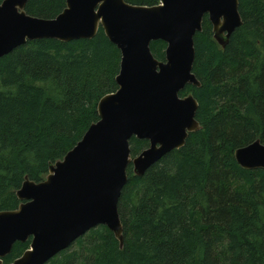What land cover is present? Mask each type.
Wrapping results in <instances>:
<instances>
[{"label":"trees","instance_id":"trees-1","mask_svg":"<svg viewBox=\"0 0 264 264\" xmlns=\"http://www.w3.org/2000/svg\"><path fill=\"white\" fill-rule=\"evenodd\" d=\"M4 0H0V4ZM155 6L159 0H125ZM66 0H29L26 13L55 19ZM242 26L221 47L205 16L194 37L188 85L200 130L136 176L119 200L123 246L91 229L47 264H264V170L241 168L237 149L264 144V0H239ZM166 43H151L165 61ZM121 52L101 28L91 39L27 42L0 58V212L16 210L26 179L39 183L99 121L98 103L117 91ZM149 147L133 138L132 157ZM16 242L10 264L30 248Z\"/></svg>","mask_w":264,"mask_h":264},{"label":"water","instance_id":"water-1","mask_svg":"<svg viewBox=\"0 0 264 264\" xmlns=\"http://www.w3.org/2000/svg\"><path fill=\"white\" fill-rule=\"evenodd\" d=\"M28 1L0 4V58L36 40H91L102 28L120 50L121 63L117 91L98 103L99 121L62 160L50 165L43 181L25 180L16 193L21 202L16 210L0 212V264L16 242L28 240L30 248L10 264H47L100 225L122 247L118 205L128 167L143 176L200 130L197 100L180 93L188 85L200 87L193 73L194 37L202 31L205 16L223 48L243 23L239 0H159L151 7L125 0H66L65 10L50 20L28 15ZM155 41L166 43L165 61L154 57ZM133 138L149 142L134 158ZM234 156L243 169L264 170L260 141L237 149Z\"/></svg>","mask_w":264,"mask_h":264},{"label":"flooded vegetation","instance_id":"flooded-vegetation-1","mask_svg":"<svg viewBox=\"0 0 264 264\" xmlns=\"http://www.w3.org/2000/svg\"><path fill=\"white\" fill-rule=\"evenodd\" d=\"M188 96V95H187Z\"/></svg>","mask_w":264,"mask_h":264}]
</instances>
